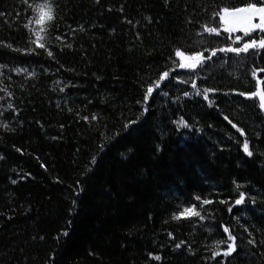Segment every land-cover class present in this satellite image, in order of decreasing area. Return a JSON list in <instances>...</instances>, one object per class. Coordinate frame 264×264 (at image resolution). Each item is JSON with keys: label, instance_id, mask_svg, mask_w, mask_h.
Masks as SVG:
<instances>
[{"label": "trees", "instance_id": "trees-1", "mask_svg": "<svg viewBox=\"0 0 264 264\" xmlns=\"http://www.w3.org/2000/svg\"><path fill=\"white\" fill-rule=\"evenodd\" d=\"M36 2L0 0V264H264V111L258 97L240 95L256 90L251 73L264 68V50L218 52L197 69L169 59L179 60L176 48L211 56L230 43L223 31L197 32L218 22L217 5L241 0H55L45 49L25 27ZM169 68L141 115L146 84ZM206 88L217 89L209 100L196 94ZM181 117L191 127H177ZM238 191L249 194L242 205H234ZM192 203L205 219H173ZM225 225L237 251L213 258L227 247L215 243L227 237Z\"/></svg>", "mask_w": 264, "mask_h": 264}, {"label": "snow or ice", "instance_id": "snow-or-ice-1", "mask_svg": "<svg viewBox=\"0 0 264 264\" xmlns=\"http://www.w3.org/2000/svg\"><path fill=\"white\" fill-rule=\"evenodd\" d=\"M22 2L27 3V0H22ZM100 0H96V3H99ZM164 3L167 5L168 0H164ZM30 10L32 12V16L28 19V23L25 25V27H28L31 32H33L36 36V39L33 41L39 48L45 49L47 47L45 42V37L47 36L49 29L54 28L55 21L59 18L58 17V4L55 3V0H37L36 3L29 6ZM121 11L123 9L121 8ZM0 15H5L4 13H0ZM211 17L215 19L218 17V22L214 24L205 23L202 26V30H198L197 35H202L203 32H207L209 34H216L219 36L221 32L227 34V40L230 41L226 42L222 47L219 48H211L209 51L211 52V56H205L203 51H181L180 48L175 49V56L179 57V60L174 59L173 57H169V59L172 61L174 65H176L177 68L180 69H197L198 66L203 65V63L207 60H211L212 57L216 56L218 52L220 53H233L239 56L242 53H248L250 49H256V50H264V0H241V3L239 6H229L227 4L225 5H217L216 10H214L211 13ZM128 23H131V21H128ZM35 24V28H32V25ZM114 31V29H113ZM242 32L243 36L241 35H235L233 36V33ZM258 33L257 36H254L252 34ZM137 36H139V33H137ZM57 39H62V37H57ZM237 42H240L237 45ZM4 41L0 40V45H3ZM6 47L13 48L11 43L6 44ZM68 47H71V45H68ZM14 51L18 52H34L35 49L33 48H17L13 49ZM47 55L49 57L53 56V52L48 49ZM7 67V65H0V68ZM16 71H24V69H16ZM174 69L169 68L166 71H163L159 74L158 79L155 81H152L150 83L146 84V90L142 94V99L137 100L136 103L141 105V115L146 116L149 112V100L154 97V94H160L162 92V84L166 86V81L170 76V73H173ZM264 73V68H256L252 71V76L257 77V83H256V90L251 92H241L240 95L245 97H258L259 100V110L264 111V80H261L257 73ZM34 73H29V75H33ZM174 78L176 80H181V76L179 74H175ZM185 83L187 81H184ZM192 87L196 89V83L192 82ZM63 91V89H61ZM217 89L214 88H206L201 93L199 90H197V95H203V98L205 100H209V93L215 92ZM232 91H235L233 89ZM164 96H167V92L162 93ZM8 95H11V93H8ZM191 95V93L185 91L183 92V96L188 97ZM178 99V98H177ZM211 103V101H209ZM71 110V109H70ZM84 119H88V117H84ZM93 119H96L95 116H93ZM224 119L228 121L229 124L232 125L233 128H238V125L233 124L232 120L229 119L228 116H224ZM141 123L140 119H130L127 120L123 124V132L128 133L130 130H132L134 125H138ZM177 127H191V125L188 124V121L185 120L183 117H181L179 120L175 121ZM5 128L8 127V125H4ZM238 131L243 134L244 129L238 128ZM121 135L120 132H117L115 134V137H119ZM113 137V138H115ZM101 150H103L104 145L100 146ZM242 149L243 152L248 157H253L254 151L252 147H250V142L247 138L243 140L242 143ZM17 151H21V149H17ZM129 152H131V149H129ZM261 155H264V153H261ZM4 157L0 155V159H3ZM96 157H92L91 163L94 165L96 163ZM92 171V168L89 167L86 169V172ZM13 183H16L15 180L12 181ZM77 187L75 188V195L76 197L79 196L80 192L83 191V187L81 186V182L79 180L76 181ZM240 184H236V188L239 190ZM246 198H249V194L244 191H238V196L234 200V205H242L244 204ZM196 201H201L202 205H207L212 203L211 199L208 198H202L200 195H196L194 197ZM251 203L255 204L256 200L255 197H250ZM224 202V201H221ZM72 205H76V199L72 200ZM233 205H230L228 208V211H232ZM73 209H70L72 211ZM186 215L196 216L199 217V219L203 220L205 219L204 215L201 214L199 210H197V205L195 203H192L190 205H185L181 211L174 212L173 213V219H180L181 217H185ZM246 232H248V236L252 237V233L248 231V228L245 227L244 229ZM224 233H227V237L222 240L215 241L218 248L221 244H226L227 247L223 249H219L217 251L213 252V258L216 256H219L221 254V251L223 252V255L225 257L230 256L234 252L237 251V236L233 234V232L230 230V228L225 225L223 228ZM63 235H67V232H63ZM171 235V233H169ZM43 239V237H41ZM59 239V236L57 237ZM243 239V237H242ZM184 243V242H181ZM248 244L255 245L257 243L255 238H250L247 240ZM262 245H264V239L260 241ZM181 244H176L175 247L179 248ZM190 247V246H189ZM264 255V253H261ZM150 257H154L155 260H160L161 257L159 255H154L153 253H149Z\"/></svg>", "mask_w": 264, "mask_h": 264}, {"label": "rangeland", "instance_id": "rangeland-1", "mask_svg": "<svg viewBox=\"0 0 264 264\" xmlns=\"http://www.w3.org/2000/svg\"><path fill=\"white\" fill-rule=\"evenodd\" d=\"M240 33V32H237V34Z\"/></svg>", "mask_w": 264, "mask_h": 264}]
</instances>
